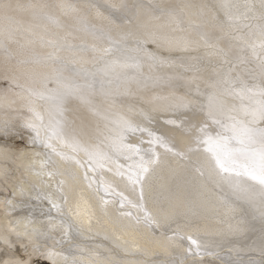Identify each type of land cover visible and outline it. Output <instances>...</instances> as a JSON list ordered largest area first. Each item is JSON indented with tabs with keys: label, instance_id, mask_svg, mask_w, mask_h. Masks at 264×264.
<instances>
[{
	"label": "bare ground",
	"instance_id": "bare-ground-1",
	"mask_svg": "<svg viewBox=\"0 0 264 264\" xmlns=\"http://www.w3.org/2000/svg\"><path fill=\"white\" fill-rule=\"evenodd\" d=\"M159 1V0H157ZM155 0H12L13 3L27 5L30 3L47 4L48 8L44 9L47 16L52 17L51 20L46 19V15L39 19H33L30 10L22 9L14 13L16 18L21 22L22 29L31 27L36 33L44 37L60 39L62 42L66 39L71 45L77 48L82 46L90 47L92 44L97 43L89 32L82 30L87 24L88 27L95 26V28H108L112 27L113 34L127 33L129 31L142 34L144 29L140 27L142 23H150V25H159L164 23L166 17L160 21H147L143 15V9H137L136 6L143 4H156ZM222 0H204L201 5H215L221 3ZM232 3H248L255 5V10H259L260 0H229ZM71 3L76 6L75 12H69L59 7L61 4ZM179 5H192L190 0H165L166 8L169 6ZM117 5L116 8H109L110 5ZM159 4H161L159 2ZM194 6V5H193ZM197 6V5H196ZM199 6V5H198ZM197 7L186 9L187 13L198 11ZM207 11V9H205ZM139 11L140 16L135 15ZM98 12L103 15H98ZM109 12L112 13L113 18H119V27L110 26L108 19ZM127 14L133 16L130 20L125 19ZM211 20V16H209ZM50 21V22H49ZM59 22L60 25L57 23ZM257 21H240L238 22L239 29H226V33L231 35H239L247 32V29L242 25L243 23H256ZM62 25V26H61ZM185 27H187L185 25ZM206 32L212 33L215 31L217 35H223L224 38L219 41V46L224 48L227 53L225 56H208L207 52L211 49L200 47L196 50L179 51L173 50L175 53L165 49H157L156 44L146 43L144 48L145 52L139 53V69H129L130 77L134 87H128L123 90V93H130V98L121 100L117 95L114 97L106 98L109 96L106 91H111L107 86L101 88L93 87L92 89H84V95L87 102H82L80 99L71 97L66 100L65 105L68 112L65 110L64 116L67 118L68 130L74 132L78 138L84 143L93 145H100L103 150L112 159L101 161L104 167H96L95 170H89L88 175L90 179L95 180L97 183L93 188L108 182L117 190H123L125 195L129 197L134 203L138 200V192L132 193L131 186L126 187L127 181L114 173L118 170L117 164L124 165V168L119 171L127 172L128 165L132 160L126 159L125 153L128 149L117 151V145L121 142V120H131L134 124H139L142 128L161 135V132L154 128L155 124L161 118L162 111L169 112L170 114L162 116L164 121L179 119L186 123H199L205 113L200 109L207 107L208 93L214 91L209 87L211 81H216L221 78L228 69L232 67V71L228 75L232 77H239L247 83L261 82V72L259 62L255 59L249 58L244 62H238L239 49L235 46L239 43L238 40H233L225 33H219L211 27L204 29ZM71 33V35H69ZM170 36L184 37L192 36L193 33L189 31H176L169 32ZM28 36L27 32H22L21 42L25 41ZM35 42L28 45L25 53L21 56L18 55L16 45L11 46L12 60L9 61L8 56L5 55L0 49V125L5 122L10 127L8 135L0 132V137L3 138H22L26 139L28 147L14 150L9 142L0 139V235H7L13 246L11 248L0 240V260H6L10 256H15L19 259H26L24 255V244H29V241L9 230V224L18 225V231H24V225H28V230L38 228L46 230L49 227V209H51V217L56 219L58 214L47 199L43 198V194L47 193L53 200L60 201V193L57 192V183L60 179L65 180L64 189L68 190L69 186L75 185L77 188L84 191L86 197L91 198L94 204L100 205V202L93 194L92 189L87 188V181L83 179L85 169L76 166L73 162L59 161L58 165L61 171L67 170L75 176V181L69 175L63 177H54L51 181L47 176H37V172L44 169L41 167V162L45 159L47 149L40 143H33L32 138L34 133L31 129L25 127L26 120L31 116V113L26 107L27 101L22 99L17 93L20 92L18 84L26 86H38L31 81L26 80L21 73L23 71H48L37 64H28L23 66L16 72L4 71L5 63H15V60H33L34 58L46 57L51 48L41 43L39 36L34 37ZM229 40V41H228ZM129 43H133L129 41ZM149 45H154L156 49L151 50ZM153 46V47H154ZM151 50V51H150ZM149 51V52H148ZM148 52V53H147ZM149 54L161 55L168 57L171 60V65L165 64L163 66L154 65ZM61 55L65 59L79 60L81 57L88 58L90 53H69L63 52ZM227 59L228 63H224ZM92 68L91 63L77 64L76 67ZM65 75H71L65 73ZM170 77V78H169ZM79 83V77H73ZM105 84H113L120 81L113 80L111 83L107 82L104 78ZM148 82L153 85L154 91L140 89L139 83ZM177 83L181 86L182 90H178L177 86L169 85ZM83 84V83H81ZM175 88H173V87ZM47 87L56 90L59 86L53 80ZM223 87V85H219ZM117 87L112 89V93H117ZM160 92V93H159ZM160 95L158 100L152 95ZM140 96V97H139ZM195 99L194 103H190L188 107L182 105ZM232 101L231 97H227ZM14 101V102H13ZM239 103V101H232ZM203 105V106H200ZM94 109V110H93ZM193 109L198 112L194 115ZM183 112L184 119L174 116L172 114H179ZM95 113V115L93 114ZM193 115L191 116V114ZM70 116V118H69ZM161 125V124H159ZM158 125V126H159ZM109 127L110 131L105 128ZM163 129L167 135L166 138H172L170 135L174 133L173 137L179 135V129L175 125L168 127L163 125ZM43 134V133H42ZM144 134L146 141H129L125 140L127 135L141 137ZM150 137L147 131L141 132H124L123 144H132L138 146L141 150L149 148H156L157 151L163 153V149L157 145L148 143ZM115 141V143H114ZM106 145V146H105ZM105 146V147H104ZM109 147V149L107 148ZM107 148V149H105ZM65 151H69L65 149ZM78 158L85 164V168L89 167L87 156L80 152ZM138 159V157H133ZM115 161V162H114ZM169 163L175 167L176 162L173 158L169 157ZM111 168L112 171H108ZM164 179H156L153 181L152 188L145 189V198L143 201L145 209L152 213L157 218L164 216L171 217L174 222L171 226L165 224L160 231L156 230V235L161 236L163 233L165 237L174 236L173 246L165 252L164 249L151 243V230L145 227L144 223H136L135 218L143 221L144 213L139 208H133L125 204L123 208L120 207L118 197L106 195L103 191L100 192L109 203L103 206L107 214L98 211L96 219L89 229L88 225L84 226L83 234L76 235L73 243L79 247H72L67 241L63 245H57L61 248L66 255L74 258L78 264H89L90 261L103 258L109 251L116 249L118 245H125V241L131 243L132 234H135L136 239L139 241L142 248L146 249L148 254L143 256L145 260H163L167 261L173 258L185 259L189 264H260L264 259L261 254V249L264 247V223H262L259 211V202L255 204L245 203L243 200H236L235 196L226 186L223 191L219 188H204L202 181L204 178L199 177L198 174L185 172L184 175L169 178L167 167L159 174ZM179 181L186 191L178 205H171L168 200L169 189L173 181ZM24 188V194H20V187ZM37 193L41 196L38 198ZM225 200L234 203L238 207V211H231ZM11 201V204L6 203ZM122 212H131L132 216H122ZM31 221V223H29ZM99 221V222H97ZM178 222V223H177ZM239 228L240 231H236ZM182 236L191 235L202 242V245L207 252L212 255H204L201 257L193 258L185 252V249L190 246L189 241L186 239H179L175 233ZM53 235L58 236L57 232ZM34 240L37 238H33ZM41 241L43 238H39ZM52 244V241H47ZM31 245L29 244V248ZM32 260H44L43 257L33 256ZM59 260V258H58ZM36 264V263H35ZM62 264V261H60Z\"/></svg>",
	"mask_w": 264,
	"mask_h": 264
},
{
	"label": "snow or ice",
	"instance_id": "snow-or-ice-1",
	"mask_svg": "<svg viewBox=\"0 0 264 264\" xmlns=\"http://www.w3.org/2000/svg\"><path fill=\"white\" fill-rule=\"evenodd\" d=\"M47 4L30 3L22 5L13 3L12 0H0V49L3 50L9 61H11V46L16 45L18 55H23L28 45L35 42L34 37H38L41 43L51 48L52 51L43 58H34L33 60H15V63H5L4 71L16 72L28 64H37L48 71H23L21 75L26 80L31 81L38 86H26L18 84L20 92L17 93L22 99L27 101L26 107L31 116L26 120L25 127L32 130L34 136L33 143H40L47 149L45 159L41 162L44 169L37 172V176H47L51 181L54 177L69 175L73 181L75 176L67 170L61 171L58 160L73 162L76 166L85 169L83 179L87 181V188L92 189L93 194L100 202V205L94 204L91 198L84 195L82 189L75 185L69 186L65 191V180L60 179L57 183V192L60 193V201L53 200L47 193L43 198L47 199L58 214L56 219L50 215L49 209V227L46 230L32 228L28 230V225H24V231H18V225L9 224V230L17 235L23 236L29 244H24V255L26 259H19L10 256L6 260H0V264H35L33 256L43 257L51 261V264H78L70 255H66L57 245H63L66 241L72 247H79L73 243L76 235H82L84 226L89 229L96 219L97 212H104L103 207L109 203L104 196L100 195L103 191L106 195L118 197L117 201L121 208L128 204L133 208H139L143 211V221L139 218L136 223H144L145 227L151 230V243L164 249L165 252L173 246L174 236H167L162 233L156 235V230L163 229L165 224L171 226L174 222L171 217L164 216L157 218L145 209L143 201L145 198V189H151L153 181L164 179L159 174L167 167L169 178L179 177L185 172L198 174L204 178L202 187L219 188L223 191L226 186L231 190L236 200H243L245 203L255 204L259 202L260 218L264 223V0H260L259 10H255V5L248 3H232L229 0H222L215 5H179L164 7L159 4H143L136 6L137 9H143V15L147 21H160L167 18L164 23L159 25H150L142 23L140 27L144 29L142 34L134 32L113 34L112 27L96 29L87 25L82 30L89 32L97 42L90 47L82 46L77 48L71 45L65 39L48 38L44 39L42 35L36 33L31 27L22 29L21 22L14 15L15 12L27 9L30 10L33 19H39L45 16L44 9ZM60 8L69 12H75L76 6L71 3L59 5ZM117 5H110L109 8H116ZM197 7L199 10L187 13L186 9ZM207 9L208 11H205ZM98 15L103 13L98 12ZM135 15L140 16L137 11ZM211 16V20L209 19ZM51 20L52 17L48 16ZM109 25L117 28L119 18H113L111 12L106 17ZM254 20L256 23H243V27L248 29L239 35L226 33V29H239L240 21ZM58 23V22H57ZM185 25L187 27H185ZM211 27L219 33H225L233 40L239 43L235 46L239 49L238 59L240 62L251 58L259 62L261 72V82L247 83L238 76L228 75L232 69H228L219 80L211 81L209 87L214 91L208 93L207 107H201L205 113L204 118L199 123H186L183 120L173 119L166 121L179 129V135L172 138H166L164 135L142 128L139 124H134L131 120H121V137L117 145V151L128 149L125 153L126 159L132 160L128 165L127 172L119 171L124 165L117 164V171L114 173L121 178L126 179L127 184L131 186V192H138L137 202H133L125 195L123 190H117L108 182H102L101 185L93 188L97 182L90 179L89 170H95L96 167L103 168L101 161L112 159L109 153L105 152L100 145H93L82 142L78 136L68 130L65 112V102L71 97L87 102L84 95V89H92L95 85L101 87L107 78V82L113 80L120 81L130 77L129 69H139V53L145 52L146 43L156 44L158 49H165L169 52L173 50L190 51L200 47L211 49L207 52L208 56H225L227 53L224 48L219 46V41L224 38L223 35L206 32L204 29ZM193 33L192 36L174 37L169 32ZM22 32H27L28 36L24 42H21ZM71 35V33H69ZM132 41L133 43H129ZM90 53L88 58L81 57L76 59H65L61 53ZM154 65H171V60L156 54H149ZM91 63L92 68L76 67L77 64ZM224 63H228L225 59ZM70 73L71 75H65ZM73 77H79L84 81L79 83ZM55 81L59 86L56 90L49 89L47 85ZM223 87H219V85ZM227 97H231L229 101ZM14 102V101H13ZM195 99L185 102L182 107H188L194 103ZM94 110V109H93ZM195 115V109H193ZM147 131L150 137L148 143L157 145L163 149V153L156 148L141 150L138 146L132 144H123L124 132ZM0 132L8 135L10 127L7 122L0 125ZM43 133V134H42ZM115 143V141H114ZM68 149L69 151H65ZM83 152L89 161V167L78 158V154ZM138 157V159H133ZM169 157L173 158L176 166L169 163ZM115 162V161H114ZM108 171H112L111 168ZM24 188L20 187V194H24ZM186 189L179 182L174 180L169 189L168 200L173 206L178 205ZM41 196L37 193V197ZM233 212L238 211L237 205L227 200L224 201ZM6 203L11 204V201ZM122 216H132L131 212H122ZM99 222V221H97ZM31 223V221H29ZM178 223V222H177ZM57 232L58 236L53 235ZM236 231H240L239 228ZM175 236L179 239H186L190 246L185 252L193 260L196 257L212 255L206 251L202 242L191 235L182 236L178 232ZM37 239H33V238ZM43 238L41 241L39 238ZM0 240L9 248L13 246L7 235H0ZM51 240L52 244L47 241ZM146 249L142 248L135 234H132L131 243L125 241V245H118L116 249L109 251L103 258L98 257L89 262V264H189L187 258L181 260L173 258L167 261L163 260H145L143 256L147 255ZM264 256V247L261 249ZM59 258V260H58ZM264 264V259L260 261Z\"/></svg>",
	"mask_w": 264,
	"mask_h": 264
},
{
	"label": "rangeland",
	"instance_id": "rangeland-1",
	"mask_svg": "<svg viewBox=\"0 0 264 264\" xmlns=\"http://www.w3.org/2000/svg\"><path fill=\"white\" fill-rule=\"evenodd\" d=\"M155 1H157V0H155ZM163 1H165V0H159V1H157V2H155L156 4H159V2L161 3V4H159V5H162V6H166L165 4L163 5ZM169 1V0H168ZM174 1V0H173ZM191 2H193L194 4H192V5H194V6H198V5H201L200 3H203V1L204 0H190ZM176 4V3H175ZM178 4L179 3H177L176 4V6H178ZM155 5V4H154ZM204 5V4H203ZM193 8H195V7H193ZM192 8V9H193ZM206 11V10H205ZM208 11V10H207ZM46 17V19H47V15L45 16ZM133 18V16L132 15H130V17H129V14H127V16H125V19H127V18ZM131 18V19H132ZM130 19V20H131ZM49 20V19H48ZM53 20V19H52ZM50 22V21H49ZM58 24L60 25V23L58 22ZM107 24H109V23H107ZM85 25H87V24H85ZM62 26V25H61ZM110 26H112V25H110ZM97 29V28H96ZM247 31H248V29H247ZM229 41V40H228ZM154 45H149L148 47H150L151 48V50H154V48L156 49V47L154 46ZM150 50V51H151ZM159 49L157 48L156 50H154V51H158ZM149 52V51H148ZM147 52V53H148ZM173 52V51H172ZM172 52H171V54H172ZM146 53V52H145ZM175 53V51L173 52V54ZM247 60H249V59H247ZM246 60V61H247ZM238 62H240V60H238ZM233 68H234V65L232 66ZM231 67V68H232ZM170 78V77H169ZM80 79V78H79ZM80 82L81 83H84V81L82 80V79H80ZM133 81L132 80H130V79H123V80H121L120 82H118V86H117V83H113V84H105V83H103V85L104 86H107L108 88H110L111 89V91H106L107 92V94H109V96H107L106 98H110V97H112V95H114V97L117 95V97H120V99L121 100H123V99H127V98H130L129 96H130V93L129 92H127V93H123V90L125 89V88H127L126 87V85L128 86V87H134L133 86ZM177 83H180V82H173V83H171V84H169V85H174V86H177V88H179L178 90H181L182 92L183 91H188L189 92V94L191 93V92H193V91H189V90H182L180 87H178V86H181V85H179V84H177ZM135 85H138L139 86V88L140 89H145V90H149V91H154V90H157V89H155L154 88V86L153 85H151V84H149L147 81L145 82V83H139V84H135ZM95 87H97V88H101V85L100 84H97V85H95ZM117 87V89H119L118 91H117V93H115V94H113L112 93V89H114L115 90V88ZM173 87V86H172ZM173 88H175V87H173ZM176 89V88H175ZM160 93V92H159ZM193 93H195V92H193ZM195 95H197V93H195ZM160 95L158 94V95H152V97L153 98H155L156 100H158V97H159ZM140 97V96H139ZM200 106H203V105H200ZM64 107H65V110L68 112V110L66 109V105H64ZM94 115H95V113H93ZM168 114H170L169 112H164V111H162L161 113H160V115H161V118H160V120L158 121V124H155L153 127L154 128H156V129H158L160 132H161V135H164V136H166L167 137V135H166V133H165V131H164V129H163V125H167L168 127H173V124H169V123H167L166 121H164L163 119H162V116H164V115H168ZM182 114H183V112H180L179 114H172V115H174V116H177V117H180V118H182V119H184V117H182ZM195 114L196 115H198L199 113L198 112H196L195 111ZM193 115V113L191 114V116ZM69 118H70V116H69ZM71 119V118H70ZM66 121H67V118H66ZM159 124H161V125H159ZM159 125V126H158ZM107 131H110V128L109 127H106L105 128ZM171 137H173L174 136V133H172V135H170ZM145 137L146 136H144V134L141 136V137H134V136H129V135H127V138H125V140H129V141H132V142H134V141H137V140H139V141H142V142H144V140L146 141V139H145ZM0 139L2 140V141H5V142H9L10 144H11V146L12 147H15L14 148V150H18V149H22V148H25V147H28L29 145H28V143H27V141H26V139H22V138H17V139H13V138H11V139H9V138H3V137H0ZM106 146V145H105ZM104 146V147H105ZM108 149H109V147H107ZM107 148H105V149H107ZM107 149V150H108ZM157 231H160V229H158ZM36 264H51L50 262H47V261H44V260H37L36 262H35Z\"/></svg>",
	"mask_w": 264,
	"mask_h": 264
}]
</instances>
